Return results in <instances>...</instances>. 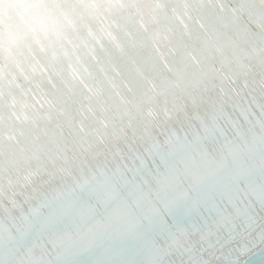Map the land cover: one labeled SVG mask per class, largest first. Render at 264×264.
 Returning <instances> with one entry per match:
<instances>
[{"label": "snow or ice", "instance_id": "1", "mask_svg": "<svg viewBox=\"0 0 264 264\" xmlns=\"http://www.w3.org/2000/svg\"><path fill=\"white\" fill-rule=\"evenodd\" d=\"M260 212L264 0H0V264H238Z\"/></svg>", "mask_w": 264, "mask_h": 264}, {"label": "water", "instance_id": "2", "mask_svg": "<svg viewBox=\"0 0 264 264\" xmlns=\"http://www.w3.org/2000/svg\"><path fill=\"white\" fill-rule=\"evenodd\" d=\"M261 214L262 212L258 216L256 231L240 230L230 249L226 250V254L230 253L229 258L238 261V264H264V243L258 238L259 231L264 228V223L260 220Z\"/></svg>", "mask_w": 264, "mask_h": 264}, {"label": "clouds", "instance_id": "3", "mask_svg": "<svg viewBox=\"0 0 264 264\" xmlns=\"http://www.w3.org/2000/svg\"><path fill=\"white\" fill-rule=\"evenodd\" d=\"M227 2L231 5V4H235L237 0H227ZM260 220L261 223H264V212H262V214L260 215Z\"/></svg>", "mask_w": 264, "mask_h": 264}]
</instances>
